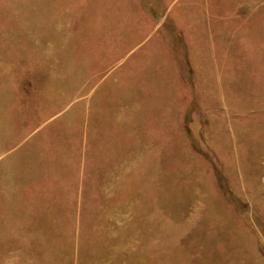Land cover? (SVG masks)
<instances>
[{
    "label": "rangeland",
    "instance_id": "1",
    "mask_svg": "<svg viewBox=\"0 0 264 264\" xmlns=\"http://www.w3.org/2000/svg\"><path fill=\"white\" fill-rule=\"evenodd\" d=\"M0 264H264V0H0Z\"/></svg>",
    "mask_w": 264,
    "mask_h": 264
}]
</instances>
